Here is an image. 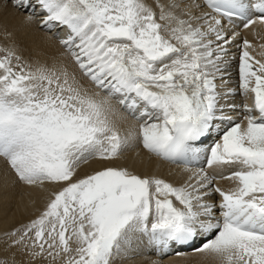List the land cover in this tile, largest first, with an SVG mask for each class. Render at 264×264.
Masks as SVG:
<instances>
[{"label": "snow or ice", "instance_id": "6c2138e0", "mask_svg": "<svg viewBox=\"0 0 264 264\" xmlns=\"http://www.w3.org/2000/svg\"><path fill=\"white\" fill-rule=\"evenodd\" d=\"M13 12L44 39L0 25V186L43 208L0 230V264H264V59L242 38L264 0H0Z\"/></svg>", "mask_w": 264, "mask_h": 264}, {"label": "bare ground", "instance_id": "6f19581e", "mask_svg": "<svg viewBox=\"0 0 264 264\" xmlns=\"http://www.w3.org/2000/svg\"><path fill=\"white\" fill-rule=\"evenodd\" d=\"M23 19L24 18L21 14L15 12L0 15V25L7 27L8 31L13 32L15 39L22 47L31 50L32 47L41 43L44 36L35 26L26 27L23 24ZM2 30V27H0V32H2ZM256 33L257 35H253L252 30L249 29L246 32H242V36L246 37L253 44L254 50L250 49L251 54L257 59H264V56L260 55V53L264 52V49L260 48V45L264 44V28H256ZM238 54L239 53H237V56ZM235 63H238V60ZM234 76H237L236 72H233V77ZM240 98L241 97L236 98L237 102H241L242 99ZM250 100L251 97L248 100L249 104H251ZM132 155L134 156L135 153H132ZM159 165L160 162L154 161L153 166L149 167L147 170L149 172L156 171L157 175H164L166 178L172 179L171 176L167 175L170 166ZM4 168H6V166L0 161V169ZM173 171L180 172L181 169H173ZM9 177L10 179H14L10 170ZM220 186L226 188L230 186V182L221 181ZM34 200L35 202H33ZM42 208L43 202L36 200L32 190L19 182L15 185H10L7 188L0 186V230H3L5 227L11 228L27 222L29 219L37 216ZM175 259L177 264H193V258H188L187 261L182 257H176Z\"/></svg>", "mask_w": 264, "mask_h": 264}]
</instances>
